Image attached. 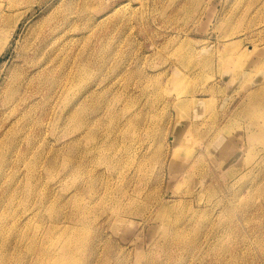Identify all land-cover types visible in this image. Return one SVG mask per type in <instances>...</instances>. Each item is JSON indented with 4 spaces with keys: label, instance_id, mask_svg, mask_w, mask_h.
<instances>
[{
    "label": "rangeland",
    "instance_id": "1",
    "mask_svg": "<svg viewBox=\"0 0 264 264\" xmlns=\"http://www.w3.org/2000/svg\"><path fill=\"white\" fill-rule=\"evenodd\" d=\"M53 260L264 264V0H0V264Z\"/></svg>",
    "mask_w": 264,
    "mask_h": 264
},
{
    "label": "bare ground",
    "instance_id": "2",
    "mask_svg": "<svg viewBox=\"0 0 264 264\" xmlns=\"http://www.w3.org/2000/svg\"><path fill=\"white\" fill-rule=\"evenodd\" d=\"M50 1V0H49ZM40 2V1H39ZM38 2V3H39ZM46 2V1H45ZM53 3V2H52ZM41 4V3H40ZM50 4V3H49ZM42 5V4H41ZM47 5V4H46ZM45 6V5H44ZM49 6V5H48ZM40 7V6H39ZM43 8V7H42ZM48 8V7H47ZM45 9V8H44ZM32 10V9H31ZM36 11V10H35ZM70 18V17H69ZM108 17H106V19H107ZM105 19V18H104ZM108 20V19H107ZM61 21V20H60ZM103 22V21H102ZM77 23V22H76ZM65 24V23H64ZM57 27V26H56ZM65 27V26H64ZM41 28V27H40ZM64 30V29H63ZM47 31V30H46ZM49 32V31H48ZM56 32V31H55ZM62 32V31H61ZM58 33V32H57ZM40 36V35H39ZM53 37V36H52ZM45 38V37H44ZM50 39V38H49ZM45 40V39H44ZM52 40H54V39H52ZM55 41V40H54ZM33 44V43H32ZM35 45V44H34ZM53 46V45H52ZM37 48V47H36ZM42 50V49H41ZM36 52V51H35ZM41 52V51H40ZM30 53V52H29ZM32 53V52H31ZM41 55V54H40ZM30 56V55H29ZM43 56V55H42ZM174 56V55H173ZM81 57V56H80ZM34 58V57H33ZM32 58V59H33ZM50 59V58H49ZM79 59V58H78ZM77 59V60H78ZM76 60V61H77ZM27 62V61H26ZM35 62V61H34ZM32 63V62H31ZM43 63V62H42ZM27 64V63H26ZM31 65V64H30ZM34 65V64H33ZM75 65V64H74ZM82 66H83V60L82 61H80V62H78V64H77V67H76V71H75V74H74V76H75V79L80 75V73H81V70H82ZM68 67V66H67ZM74 67V66H73ZM75 68V67H74ZM75 70V69H74ZM46 72H48V71H46ZM71 72V71H70ZM67 74V73H66ZM70 74H72V73H70ZM70 76V75H69ZM73 76V75H72ZM70 78V77H69ZM71 80V79H70ZM67 82H69L68 81V79H67ZM69 86V85H68ZM57 88V87H56ZM65 88H67V85H66V87ZM37 89V88H36ZM35 89V90H36ZM63 89V88H62ZM39 91V90H38ZM64 91V90H63ZM62 91V92H63ZM37 92V91H36ZM91 93V92H90ZM45 95V94H44ZM47 95V94H46ZM51 96V95H50ZM85 97L87 96V94H85L84 95ZM90 97V96H89ZM79 100V99H78ZM82 101H83V99H82ZM82 101H81V103H80V106H81V104H82ZM78 106V105H77ZM80 106L77 108V110L80 108ZM45 115V114H44ZM42 132V131H41ZM5 134H3V136H4ZM4 139V138H3ZM38 143V142H37ZM32 146H34V145H32ZM31 146V147H32ZM96 146V145H95ZM30 147V146H29ZM67 147H68V145H67ZM101 147V146H100ZM85 153H88V150H86L85 149ZM89 154V153H88ZM7 156V155H6ZM56 158V157H55ZM9 160V159H8ZM55 160V159H54ZM48 165V164H47ZM49 166V165H48ZM234 172H236V171H234ZM105 179H106V177H105ZM106 181H108V180H106ZM111 194V193H110ZM107 195H109V193L107 194ZM28 223V222H27ZM70 238V240L68 241L69 243H68V245H67V247H66V252L65 251H63V253L62 254H65V255H67L68 257L70 256V254H71V251H72V247H73V245H74V242L75 241H77L79 238H76V237H73V238H71V237H69ZM75 238V239H74ZM171 239V238H170ZM35 240V239H34ZM45 241V240H44ZM15 242V241H14ZM17 242V241H16ZM172 243V242H171ZM14 245V244H13ZM12 245V246H13ZM17 245V244H16ZM97 246V245H96ZM57 249H59V248H57ZM40 250V249H39ZM57 251V250H56ZM61 251V250H60ZM62 252V251H61ZM52 253L53 252H51V255H52ZM49 255V254H48ZM51 255H49V256H51ZM54 255H55V253H54ZM53 256V255H52ZM57 256V255H56ZM50 259H52V258H50ZM50 261V260H49ZM47 262H48V260H47ZM49 263V262H48ZM50 264H58L57 262H56V260H53V261H51L50 262Z\"/></svg>",
    "mask_w": 264,
    "mask_h": 264
}]
</instances>
